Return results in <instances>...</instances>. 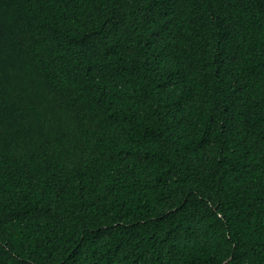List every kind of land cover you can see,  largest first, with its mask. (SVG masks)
Instances as JSON below:
<instances>
[{"label":"trees","instance_id":"obj_1","mask_svg":"<svg viewBox=\"0 0 264 264\" xmlns=\"http://www.w3.org/2000/svg\"><path fill=\"white\" fill-rule=\"evenodd\" d=\"M0 264H264V0H0Z\"/></svg>","mask_w":264,"mask_h":264}]
</instances>
